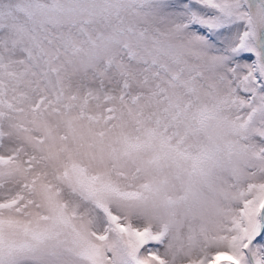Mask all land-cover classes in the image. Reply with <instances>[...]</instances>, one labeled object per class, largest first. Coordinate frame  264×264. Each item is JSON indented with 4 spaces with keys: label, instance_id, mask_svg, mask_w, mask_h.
<instances>
[{
    "label": "snow or ice",
    "instance_id": "6c2138e0",
    "mask_svg": "<svg viewBox=\"0 0 264 264\" xmlns=\"http://www.w3.org/2000/svg\"><path fill=\"white\" fill-rule=\"evenodd\" d=\"M0 264H264V0H0Z\"/></svg>",
    "mask_w": 264,
    "mask_h": 264
}]
</instances>
